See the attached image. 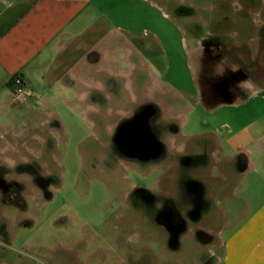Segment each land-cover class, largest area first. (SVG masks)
<instances>
[{"label": "rangeland", "instance_id": "1", "mask_svg": "<svg viewBox=\"0 0 264 264\" xmlns=\"http://www.w3.org/2000/svg\"><path fill=\"white\" fill-rule=\"evenodd\" d=\"M98 5L94 25L107 38L99 42L101 48L95 51L99 59L93 67H109L117 76L92 74L103 90L90 89L82 103L62 105L51 100L46 110L54 117L44 111L45 105L35 110L32 104L24 103L13 105L1 120L11 132L24 135L17 137L16 149L22 141L35 146L30 139L33 133L50 129L53 134L49 136L47 131L43 152L38 157L29 156V163L22 164L17 151H3L10 134L0 133V176L3 169L13 171L24 165L40 169L39 176L48 180L43 190L36 183L33 189L26 186L25 194L35 196L28 199L23 213L15 209V213L8 212V242L0 243V252L37 264H47L54 253L63 264L72 256L78 259L72 264H204L220 243L204 228L218 230L221 218H188V195L182 187L212 178L207 164L211 159L202 138L220 130L224 115L220 106L211 114L198 104V97H208L221 75L214 68H204L203 62L201 70L195 68V53L203 58L198 50L205 43H209L210 47H205L209 51L214 50L212 42L226 44L223 49L229 50L225 55L229 60H237L252 80L264 81V0H99ZM85 38L89 45L97 44L96 35ZM236 52L241 55L238 59ZM153 84L163 91L160 96H148L146 89ZM105 93L111 97L110 103ZM131 94L137 100L151 98L150 102L157 103L159 119L164 116L163 108L186 119L185 128L180 130L185 138L177 130V120L158 124L163 132L155 139L160 155L143 161V165L117 157L109 147L110 109L131 103ZM43 120L47 126L37 128ZM24 123L35 127L23 130ZM164 123L175 130L164 129ZM170 136L186 144L184 153L172 152L166 143ZM204 154V165L186 169L180 164L182 157ZM3 155L15 165L10 168ZM10 176L31 178L27 171ZM140 190L146 193L143 198ZM166 195L170 202L164 205L184 217V232L180 228L171 233L156 219L162 208L154 198ZM199 231L203 238L199 239ZM124 247L130 258L125 257Z\"/></svg>", "mask_w": 264, "mask_h": 264}, {"label": "crops", "instance_id": "2", "mask_svg": "<svg viewBox=\"0 0 264 264\" xmlns=\"http://www.w3.org/2000/svg\"><path fill=\"white\" fill-rule=\"evenodd\" d=\"M98 2L0 0V122L14 105L10 89L12 79L17 75L28 89L36 93L38 103L45 105L44 111L49 117H54L50 109L46 110L51 100L62 105L74 101L82 103L90 89L100 87L103 90L92 74H118L109 67H93L96 62L86 59L87 54L99 51V42L107 38V34L101 33L99 26L94 25L100 11ZM226 14L231 15L228 7ZM221 21L228 22L227 19ZM89 34L96 35L97 44H88L85 36ZM212 43L213 51L205 48L210 47L209 43L197 49L203 58H198L195 53L194 66L201 70L203 62L204 68H214L221 75L209 89L208 97H198V104L204 105L211 114L218 106L223 111L220 130L202 138V146L211 159L207 162L210 176L218 175L220 180L205 179L203 184L199 183L202 180L196 181V187L203 190L200 198L203 205L198 204V199L195 201L196 196H191L188 198V213L193 218L204 216L211 221L221 218L222 225L218 230L204 228L205 232L220 239L219 247L214 249L217 254L212 250L204 264H264V81L252 80L237 60H229L225 56L229 50L223 49L226 44L220 42L218 49ZM102 52L107 55L105 49ZM236 53V59L241 57L239 52ZM121 75L125 76V73ZM147 91L148 96L153 93L160 96L163 92L156 84ZM68 93L73 95L68 98ZM105 97L110 103L109 94L105 93ZM131 100L137 101L133 94ZM143 100L150 101L151 98ZM217 102L219 105H215ZM87 107L95 110L92 105ZM163 114L160 121L177 120L178 132L181 138H185L180 130L185 128L186 119L172 115L164 108ZM1 123L0 133L10 134L3 143V151L16 152L17 137L24 135L11 132L10 127ZM22 126L23 130L28 127L25 123ZM166 143L172 152H185L186 144L174 136H170ZM21 147L22 154L19 150L18 153L22 164L29 163V156H39L35 154L40 148L28 146L25 141ZM2 159L10 168L15 165L7 155Z\"/></svg>", "mask_w": 264, "mask_h": 264}, {"label": "flooded vegetation", "instance_id": "3", "mask_svg": "<svg viewBox=\"0 0 264 264\" xmlns=\"http://www.w3.org/2000/svg\"><path fill=\"white\" fill-rule=\"evenodd\" d=\"M86 59L89 61H95L99 59V57L95 53H90L86 55ZM117 76V75H115ZM112 101V100H111ZM110 101V102H111ZM32 104L34 109H38L41 106L38 103L37 97L35 94L33 97L29 98L25 102H13L14 105L18 106V104L29 103ZM156 103H152L150 101L143 100V97L136 102H131L125 105L122 108L111 110L110 109V117L112 120V124L107 127L110 130V143L109 147H111V151L117 155V157L122 158H130L134 159L135 161H140L143 165V161L152 160L155 157L160 155V149L158 144L156 143L157 139L161 135L162 130L161 127L158 129V124L161 123L158 117V108ZM122 112V113H121ZM166 130H175L172 129V125H168L166 123L163 124ZM47 126L46 120H43L38 123L37 128L43 129ZM34 128V127H33ZM32 128V129H33ZM178 130V129H177ZM49 132V136L53 134L50 129L47 130ZM46 129H43L41 134H31L30 139L35 146H31L34 148H40L38 155L41 154L44 150V145L46 144L45 135L47 133ZM28 132V131H27ZM156 139V141H155ZM22 145L23 141L20 142ZM21 147V146H19ZM17 148V152L19 150ZM178 154V153H177ZM238 161V159H237ZM207 162V157L204 155H196L194 157L185 156L182 157L180 160V164L182 167L188 169L191 167H197ZM13 171L4 170L3 169V176H0V243L5 244L8 242L7 235L10 231V227L8 226L7 214L8 212H14L15 209L17 213H23L26 209L28 199H34L35 195L27 196L25 194L26 186L28 185L30 189H33V185L37 184L40 190H43L45 186L48 185V180L42 179L39 176V172H41L38 168H31L24 165H19L12 169ZM22 171L29 172L31 178H22V177H12L10 176L11 173L20 174ZM23 174V173H22ZM197 183H187L184 188L182 187V191L184 194L188 195V198L195 197V201L198 199V204L203 205V201L200 204V198L203 197V190L202 188L196 187ZM194 189L196 191H194ZM194 191V192H193ZM143 190H140V197L143 198ZM166 196H162L160 199H155L156 203L160 204L162 210L156 215L157 221L164 224L165 227L171 232L175 233L179 231L180 228L185 231V221L182 219L183 216L174 214L168 205H164L167 201L170 202V199ZM165 207V208H164ZM12 208V209H9ZM164 208V209H163ZM14 212V213H15ZM188 218L191 220L193 217L190 213L187 212ZM166 219L164 223L163 220ZM163 221V222H162ZM7 223V224H6ZM25 225V224H24ZM23 225V226H24ZM197 235L200 238H203L201 231L197 232ZM129 250L124 247L125 257L130 258V254L128 253ZM59 256L54 253L53 258L47 259V264H63L62 260L58 258ZM79 258V257H78ZM55 260V261H52ZM76 256L66 257L65 263L72 264L73 262L77 261ZM8 262V263H7ZM37 264L31 263L30 260H27L21 256H13L12 254L9 255L4 251L0 252V264Z\"/></svg>", "mask_w": 264, "mask_h": 264}, {"label": "built area", "instance_id": "4", "mask_svg": "<svg viewBox=\"0 0 264 264\" xmlns=\"http://www.w3.org/2000/svg\"><path fill=\"white\" fill-rule=\"evenodd\" d=\"M10 90L13 102H25L34 96V93L25 86L21 77L18 75L12 79Z\"/></svg>", "mask_w": 264, "mask_h": 264}]
</instances>
